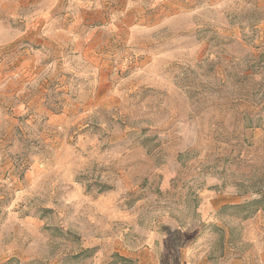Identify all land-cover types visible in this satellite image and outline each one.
Wrapping results in <instances>:
<instances>
[{
	"label": "rangeland",
	"instance_id": "1",
	"mask_svg": "<svg viewBox=\"0 0 264 264\" xmlns=\"http://www.w3.org/2000/svg\"><path fill=\"white\" fill-rule=\"evenodd\" d=\"M0 264H264V0H0Z\"/></svg>",
	"mask_w": 264,
	"mask_h": 264
},
{
	"label": "crops",
	"instance_id": "2",
	"mask_svg": "<svg viewBox=\"0 0 264 264\" xmlns=\"http://www.w3.org/2000/svg\"><path fill=\"white\" fill-rule=\"evenodd\" d=\"M104 9H105V10L107 9V5L104 6ZM104 23H105V22H104ZM73 28H74V27H69L68 29H65V30H63V31H64L65 33H67L68 36H69V35H73V33H72Z\"/></svg>",
	"mask_w": 264,
	"mask_h": 264
}]
</instances>
